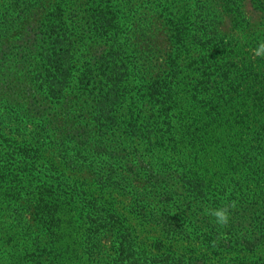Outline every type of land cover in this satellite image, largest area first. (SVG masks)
<instances>
[{
	"label": "trees",
	"instance_id": "obj_1",
	"mask_svg": "<svg viewBox=\"0 0 264 264\" xmlns=\"http://www.w3.org/2000/svg\"><path fill=\"white\" fill-rule=\"evenodd\" d=\"M204 1L187 11L158 5L170 51L162 62L153 52L125 62L134 42L153 47L148 25L121 36L109 1L93 0L83 26L109 52L98 68L75 71L84 18L57 3L45 38L12 39L32 0H0V109L9 115L0 116V264H198L193 251L140 244L135 221L156 217L189 240L222 241L236 264H264V56L252 52L257 40L220 35L223 18ZM222 1L241 16L240 0ZM254 3L264 14V0ZM14 69L30 81L26 109ZM218 207L230 213L225 225L207 211ZM68 225L87 233L82 243L63 237Z\"/></svg>",
	"mask_w": 264,
	"mask_h": 264
},
{
	"label": "rangeland",
	"instance_id": "obj_2",
	"mask_svg": "<svg viewBox=\"0 0 264 264\" xmlns=\"http://www.w3.org/2000/svg\"><path fill=\"white\" fill-rule=\"evenodd\" d=\"M108 1L109 2L106 5L111 6L112 10L116 13V25L121 28V36L126 35L130 30L131 33L134 32V30H132L133 27H135L133 22L142 25L147 24L148 38L152 36L153 47L143 46L142 42L135 45L134 42V46L122 51V58L125 62H128L134 54H136V56L140 59L141 56L143 58L148 56L149 52H153L155 54V58L159 59V62H162V60L166 57V54L170 51V32L168 26L166 25V20L162 16V8L157 7L158 5L164 4V9H166L167 6L172 9L176 6L175 11H187L188 8H193L194 10L197 9L194 7L196 0H177L178 2L171 4L167 2H172V0L166 2L162 0L158 3L150 4L147 3L149 0ZM198 1L200 0H197V3ZM206 1L209 11L214 12L218 14L219 17L223 18V23L219 32L220 35L234 36L239 38V41L246 44L252 42L253 40L260 42L264 39V34L262 35V32H264V14L256 9L254 0H240L239 6L242 7V14L235 19L226 12L224 1L205 0L204 3ZM57 3H60V5L66 10V14H69L68 16H79L82 17L81 19L84 18L80 22V27L75 28V26L71 24L72 28H75L77 31V36L75 38H78V33L80 38L84 36L83 40H76L72 50V54H75L76 58V61L74 62L75 71H83V68L88 67L89 65H91L89 67H92L93 69L98 68L101 64V59L108 54L109 49L106 47V43L104 41L102 42L100 39L90 37V34L87 33L88 25L83 26L86 23V19L93 12L90 10V7H95L97 4L93 3V0H32L31 7H33V11L28 13V17L26 18L24 24H22L21 27L16 28L10 38L16 39L19 34H22L23 37L30 40H36L37 37L42 39L45 38L48 33L43 29L42 23L48 17L52 19L54 16H57L53 13ZM204 6H206V4ZM239 22H242L245 26H249L246 31L241 32L237 29L236 25ZM5 38L6 37L0 38V50L4 46V41H6L4 40ZM50 45L51 43L47 45V47ZM8 46L9 45L5 46V51L17 52L20 49L19 45L16 47L11 46V50ZM254 50L252 51L253 53H255ZM29 82L30 81L27 79V76L20 72L19 69L12 70L11 83L13 84V88L16 89L15 95L19 98H23V101H21V105H24L22 109H26V104L28 102L26 101L28 95L24 93V89L25 85L29 84ZM35 102L36 101L31 104V107L34 106ZM41 102L45 103L48 106V109H50V107L55 108L58 104L57 102H55L56 104H52L51 102L49 103L45 99ZM51 111H53V109H51ZM0 116L9 115L7 113H3V110L0 109ZM224 118H230L235 122H241L243 118L246 117L224 116ZM210 130L212 131L213 129ZM212 133L213 135L215 134V132ZM124 137V134H120L121 141H123ZM86 178H88L87 175L81 176V180ZM120 200L122 199L119 198L118 201ZM67 221H70V217ZM244 224H250V220L246 219ZM135 226V231L139 237L138 241L140 244L151 248L156 253L161 251V253L164 252L170 254V251H173L181 254L186 253L188 250L196 253L198 264H236L234 263L237 261L236 255L221 254L220 252L222 249H217L216 246H220V248L223 247L222 241H219V243L207 241V243H205L202 239H200L199 235H197L196 238L194 237L189 240L184 236V230H186L184 227L168 225L163 217H156L150 221L137 220L135 221ZM68 228L72 230L73 234L69 230H63V237L65 236V239H68V241L71 242L77 240V242L82 243L85 239L84 236L87 233L84 230L73 228L69 225ZM181 230H183V232ZM181 233H183V235H181ZM260 253L264 255V246L260 248ZM206 255H208V258L205 257Z\"/></svg>",
	"mask_w": 264,
	"mask_h": 264
},
{
	"label": "clouds",
	"instance_id": "obj_3",
	"mask_svg": "<svg viewBox=\"0 0 264 264\" xmlns=\"http://www.w3.org/2000/svg\"><path fill=\"white\" fill-rule=\"evenodd\" d=\"M255 55L264 56V41L258 42L257 47L255 48ZM211 216L215 218V223L219 225H225L229 222L230 213L226 207H218L214 209L207 210Z\"/></svg>",
	"mask_w": 264,
	"mask_h": 264
}]
</instances>
